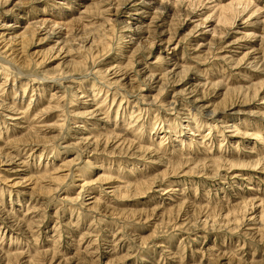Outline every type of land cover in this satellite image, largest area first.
<instances>
[{"label":"rangeland","instance_id":"374dc122","mask_svg":"<svg viewBox=\"0 0 264 264\" xmlns=\"http://www.w3.org/2000/svg\"><path fill=\"white\" fill-rule=\"evenodd\" d=\"M3 51V264H264V0H0Z\"/></svg>","mask_w":264,"mask_h":264},{"label":"bare ground","instance_id":"6f19581e","mask_svg":"<svg viewBox=\"0 0 264 264\" xmlns=\"http://www.w3.org/2000/svg\"><path fill=\"white\" fill-rule=\"evenodd\" d=\"M222 12H224V11H222ZM127 27V26H126ZM27 29H28V27L27 28H25L24 29V31L26 32L27 31ZM25 34V33H24ZM24 34H22V38H24L23 36H24ZM25 45H26V43H24ZM24 44H19L20 46L18 47V49H15L14 50V52L13 53H11L12 55H13V57L12 58H10L11 59V61L13 62L14 61V63L16 62L15 61V59H17L18 57H19V59L22 57V54L21 53H24L23 52V49H24V47H25V45ZM92 46V43H91V45H90V47ZM0 54L2 55V56H5L4 58H9V56H7L6 55V52L5 51H3V52H0ZM0 55V56H1ZM21 55V56H20ZM1 56V57H2ZM9 60V59H8ZM3 61V60H2ZM22 61V64H24L25 63V61H24V59L23 60H21ZM10 62V61H9ZM5 63H7V62H5ZM8 64H10V63H7V65ZM27 64V63H26ZM27 67V66H26ZM118 67V66H117ZM120 69H122V68H120ZM113 71V80H114V84L115 85H119V80H117V72L116 71H114L113 69H111L110 68V70H106L105 72L106 73H108V74H110L111 72ZM119 71H121V70H119ZM67 78V77H66ZM63 79V78H62ZM65 79V78H64ZM59 80V79H58ZM61 80V79H60ZM14 84V83H13ZM12 86V85H11ZM14 86V85H13ZM257 95H256V93H254L253 94V98H255ZM189 107V106H188ZM0 110H5L6 112H8V113H12L13 115H10V114H8V115H6V116H8V120L9 119H11V120H15V119H18L15 115L16 114H19L17 111H15V110H10V109H4L3 108V106H1L0 105ZM183 110V109H182ZM185 110H186V108H185ZM188 111V110H187ZM133 112V111H132ZM131 112V113H132ZM194 112H196V110L194 109ZM238 112V111H237ZM192 113V112H191ZM215 113V111H212V112H210V114H214ZM132 115V114H131ZM189 115H191V114H189ZM188 115V116H189ZM206 115H208L209 116V113L207 114L206 113ZM194 116V115H193ZM191 117L192 119H193V122H187L188 124H194V128H196V124L195 123H197V119H198V116H194V117ZM190 117V116H189ZM135 119H136V117H135ZM196 119V120H195ZM237 119H238V117H237ZM194 120L196 121V122H194ZM248 126H250L249 124H247V126L246 127H248ZM25 127H23V129H24ZM261 137H262V135H261V132H257V133H254V134H252V137H251V139H250V141H252L253 142V147L252 148H255V143H256V141H260L261 143H262V147L264 146V142L263 141H261V140H258V139H261ZM259 165V162L258 163H255V164H247V163H244V162H241V164H238V166L239 167H247V168H256L257 166ZM234 166H236L235 164H232V163H230V166H229V168L231 167H234ZM180 169V168H179ZM166 193V192H165ZM6 215V214H5ZM5 219L7 220L6 221V223L8 224V223H10V224H14L15 223V221H14V218L13 217H10L9 215L8 216H5ZM12 222H14V223H12ZM19 224V223H18ZM20 225V224H19ZM18 225V226H19ZM15 226V225H14ZM19 246V244H13L12 245V247H14V248H16V247H18ZM9 247V246H8ZM10 248V247H9ZM10 250V249H9ZM20 254V253H19ZM5 256V255H4ZM24 257V256H23ZM22 257V258H23ZM4 259H6L5 257H1V255H0V264H3V261H4Z\"/></svg>","mask_w":264,"mask_h":264}]
</instances>
